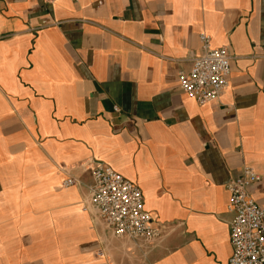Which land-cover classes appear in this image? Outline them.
Wrapping results in <instances>:
<instances>
[{
	"label": "crops",
	"instance_id": "0c3cea01",
	"mask_svg": "<svg viewBox=\"0 0 264 264\" xmlns=\"http://www.w3.org/2000/svg\"><path fill=\"white\" fill-rule=\"evenodd\" d=\"M201 34L233 58L205 106L178 83ZM100 166L142 190L159 239L85 210ZM245 166L264 209V0H0V264H228Z\"/></svg>",
	"mask_w": 264,
	"mask_h": 264
},
{
	"label": "built area",
	"instance_id": "2783aa9c",
	"mask_svg": "<svg viewBox=\"0 0 264 264\" xmlns=\"http://www.w3.org/2000/svg\"><path fill=\"white\" fill-rule=\"evenodd\" d=\"M200 43L199 55L191 60V70L180 71L178 83L188 98L205 106L219 102L228 88L233 58L227 48L213 47L206 34L200 35ZM92 178L85 210L93 212L116 238L147 241L160 238V229L146 211L143 192L136 184L109 166L94 169ZM260 180L253 168L245 166L241 176L227 185V210L234 216L229 232L233 253L228 264H264V209L249 192ZM76 185L74 178L62 184L63 188Z\"/></svg>",
	"mask_w": 264,
	"mask_h": 264
}]
</instances>
